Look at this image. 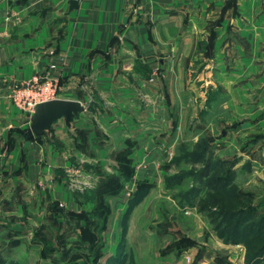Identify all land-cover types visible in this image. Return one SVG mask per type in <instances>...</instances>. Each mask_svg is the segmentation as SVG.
Listing matches in <instances>:
<instances>
[{"label": "crops", "instance_id": "crops-1", "mask_svg": "<svg viewBox=\"0 0 264 264\" xmlns=\"http://www.w3.org/2000/svg\"><path fill=\"white\" fill-rule=\"evenodd\" d=\"M76 2L71 9L69 0H0V201L5 208L12 206L18 217L35 202H41L39 216L51 214L55 204L61 214L59 204L75 209L65 176L78 162L92 168L105 162L116 170L115 163L126 158L137 175L122 180L124 189L133 190L155 151L175 149L180 141L194 143L206 132L221 133L213 141L219 154L238 157L234 181L239 186H264V0ZM50 63L56 67L49 70ZM47 70L58 82V97L77 99L86 109L69 127L60 118L27 139L22 133L30 114L6 93ZM189 119L192 126L186 129ZM155 137L164 138L165 146ZM256 201L263 202V210L264 192ZM203 224L200 243L225 249L232 263L245 264L241 244L224 243ZM19 233L27 238L26 230ZM26 242L29 252L39 253L41 241ZM204 261L196 264H208Z\"/></svg>", "mask_w": 264, "mask_h": 264}, {"label": "rangeland", "instance_id": "rangeland-1", "mask_svg": "<svg viewBox=\"0 0 264 264\" xmlns=\"http://www.w3.org/2000/svg\"><path fill=\"white\" fill-rule=\"evenodd\" d=\"M206 103L207 100L204 104L200 103V107ZM195 114L198 115V112L195 111ZM191 126L192 121L189 119L185 127L189 129ZM206 133L204 137L210 136L213 141L221 137L219 131L217 136ZM23 140L27 144L28 141ZM154 140L163 147L166 144L162 137H155ZM17 143L26 147L23 142ZM192 144L180 141L175 149L155 151L149 168H143L141 175L138 174V181L132 184L133 190L124 189L123 176L117 172L121 170L137 175V170L131 168L124 157L115 163L116 170L105 162L93 165V168L80 162L73 163L65 180L77 207L71 209L59 204L60 209L65 211L63 214H57L59 209L51 207V214L39 216L41 202H35L32 210L23 211L24 217H18L12 206L7 209L6 203L0 201V264H196L204 260L208 264H234L225 249H213L199 242V236L205 232L204 220L210 226V231L217 235L207 216L198 212L199 199L194 201L195 205L187 203L182 206L183 195L192 188L194 180L189 174L197 171L202 162H194L187 156L176 165L174 158L180 157L182 151H194ZM197 145L198 148H204L205 144L202 142ZM12 146L8 142V147ZM213 151L214 155L221 158L229 157L230 154V157L234 156L232 153L219 154L216 147H213ZM178 175L185 177L180 178ZM116 181L122 185V195L119 199L111 200L110 197L116 193L108 192L117 186ZM98 184L99 190L96 192ZM140 188H145L146 193L130 204L127 198L130 199L132 191ZM242 189L254 195L264 192L263 185ZM13 192L20 194L17 190ZM205 193L206 189L202 188L201 198ZM85 195L90 197L85 198ZM199 214L203 221L199 220ZM23 230H26L27 238L19 233ZM29 239L32 244L41 241L39 253L29 252L26 242ZM44 239L46 244L42 243ZM20 241L25 244H20Z\"/></svg>", "mask_w": 264, "mask_h": 264}, {"label": "trees", "instance_id": "trees-1", "mask_svg": "<svg viewBox=\"0 0 264 264\" xmlns=\"http://www.w3.org/2000/svg\"><path fill=\"white\" fill-rule=\"evenodd\" d=\"M210 33L212 36V30ZM211 43L212 38L205 43L207 52ZM22 134L26 137L25 130ZM202 142L205 144L204 148H198L197 143ZM197 143L192 144L194 151L190 153L182 151L180 157L174 158L176 165L180 160L184 161L187 156H190L189 159H194V162H202L197 171L189 174L194 180L192 188L183 195L182 206H186L187 203L195 205L194 201L199 199L197 210L207 216L218 237L226 244H242L245 248V264H264V209H260L263 202L261 204L257 202L256 195L242 189L234 181L236 176L234 167L238 157L221 158L214 155L213 138L210 136L202 138ZM121 172L123 178H129L133 173ZM115 183L117 186L109 189L108 193H118L121 190L122 185L118 184V181ZM202 188L206 189V193L201 198ZM144 193H146L145 188L133 191L132 197L128 199L130 204L135 203ZM42 241L46 244L45 239Z\"/></svg>", "mask_w": 264, "mask_h": 264}, {"label": "water", "instance_id": "water-1", "mask_svg": "<svg viewBox=\"0 0 264 264\" xmlns=\"http://www.w3.org/2000/svg\"><path fill=\"white\" fill-rule=\"evenodd\" d=\"M70 8L77 6L76 0H69ZM86 107L77 99L52 98L37 103L29 118V125L25 133L31 139L44 131L50 130L52 124L63 118L66 126L71 125L73 117L83 112Z\"/></svg>", "mask_w": 264, "mask_h": 264}, {"label": "built area", "instance_id": "built-area-1", "mask_svg": "<svg viewBox=\"0 0 264 264\" xmlns=\"http://www.w3.org/2000/svg\"><path fill=\"white\" fill-rule=\"evenodd\" d=\"M56 64L50 63L49 70ZM47 70L9 88L6 97L19 109L31 114L34 106L42 101L58 98L59 85Z\"/></svg>", "mask_w": 264, "mask_h": 264}]
</instances>
